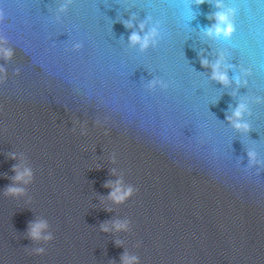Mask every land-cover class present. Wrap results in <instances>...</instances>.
Segmentation results:
<instances>
[{"label":"water","instance_id":"obj_1","mask_svg":"<svg viewBox=\"0 0 264 264\" xmlns=\"http://www.w3.org/2000/svg\"><path fill=\"white\" fill-rule=\"evenodd\" d=\"M65 2L0 0L14 53L0 60V264H264V0H227L230 41L204 35L212 0H70L59 13ZM149 17L161 36L142 52L129 37ZM221 53L230 79L251 70L247 87L211 79L201 61ZM241 98L246 134L228 120ZM21 158L33 178L12 197ZM118 179L133 194L116 205ZM38 219L51 241L29 237ZM116 221L127 231L101 230Z\"/></svg>","mask_w":264,"mask_h":264},{"label":"clouds","instance_id":"obj_2","mask_svg":"<svg viewBox=\"0 0 264 264\" xmlns=\"http://www.w3.org/2000/svg\"><path fill=\"white\" fill-rule=\"evenodd\" d=\"M70 0H66L59 8V13H64L67 11V4ZM208 0H195L198 5L204 4ZM213 6L215 8L212 14V19L214 23L207 27L204 31V35L217 40L230 41L235 34V26L233 23L234 17L236 16V8L227 3V0H212ZM125 27L133 29V24L131 22H126ZM147 28V31L145 29ZM140 35L135 30L129 37V43L132 46H138L143 52L154 47L161 36L160 25L158 22H154L151 17L148 18L146 23L139 24ZM7 42L0 39V60L5 62L11 61L13 58V51L6 46ZM202 66L211 68V79L221 84L224 87H230L233 81L235 82L237 88L244 86L247 87V78L252 75L250 69L241 68L239 75H234L231 79L229 78L228 72L231 70V66L226 62V54L221 53L218 60L215 63L210 64L207 60L201 61ZM5 74V69L0 67V76ZM156 82L149 85L150 88H155ZM161 87H164L161 85ZM259 102V101H257ZM249 99L241 98L238 102L236 108L232 111L230 117H228L229 123L232 127L242 134H246L250 128L249 124L245 120V116L249 114ZM249 157L253 163H257L256 154L254 152L249 153ZM12 159H17L15 154H12ZM15 175L13 177V183L7 189V194L12 197H22L25 195V187L21 185H28L31 183L33 174L30 167L23 162L21 158V163L17 164L13 169ZM110 192L108 200L112 204H123L126 202L133 194V189L131 186H124L122 180H117L114 183L108 185ZM48 223L45 220L38 219L33 222L29 227L28 235L33 241H43L49 242L52 240V235L48 231ZM127 222L116 221L109 225H102V231L109 232H121L127 231ZM119 243V241H118ZM43 248H37L36 252L38 254L43 253ZM122 264H139L138 257L134 255L125 254L122 257Z\"/></svg>","mask_w":264,"mask_h":264}]
</instances>
